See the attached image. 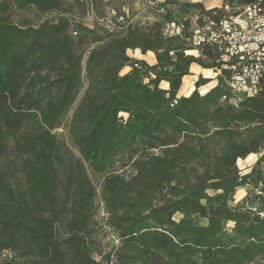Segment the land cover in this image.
Listing matches in <instances>:
<instances>
[{"label": "trees", "instance_id": "obj_1", "mask_svg": "<svg viewBox=\"0 0 264 264\" xmlns=\"http://www.w3.org/2000/svg\"><path fill=\"white\" fill-rule=\"evenodd\" d=\"M14 1L35 9L42 23L19 27L0 18V264L263 260L264 216L253 208L264 211V193L234 202L238 190L264 180V156L250 173L237 163L264 152V81L239 108L225 103L231 73L218 52L205 46L191 55L186 39L164 36L178 0H165L161 19L134 21L121 34L73 20L63 0ZM184 6L212 19L218 10ZM136 50L153 53L156 64L128 56ZM194 64L217 73V84L201 95L212 80L199 76L195 90L179 96ZM62 129L80 155L71 165L60 158ZM118 166L134 174L127 179ZM88 171L104 178L100 193ZM97 196L116 238L101 261L90 229Z\"/></svg>", "mask_w": 264, "mask_h": 264}, {"label": "built area", "instance_id": "obj_2", "mask_svg": "<svg viewBox=\"0 0 264 264\" xmlns=\"http://www.w3.org/2000/svg\"><path fill=\"white\" fill-rule=\"evenodd\" d=\"M140 1L159 15L169 13V6L163 5L165 0H128L116 8H110L107 16L100 21V26L111 34L123 33L136 19L131 15L130 2L139 3ZM81 2L90 7L91 12L88 16H95L92 0ZM214 9H218L214 13L215 19L197 16L192 27L185 20L174 19L166 22L164 36L169 39H186L195 49L197 56L199 50L205 46L214 48L219 55V66L231 73L228 82L229 95L225 96L223 101L239 108L244 99L255 98L259 94L264 81V0H256L249 5L226 2ZM116 24H123V31H116ZM187 33L190 35L185 38ZM261 155L262 153L259 154ZM251 170L252 168L248 170V173ZM263 187L264 180L260 182L258 188L248 185L243 191L247 190L246 196L249 192L260 196L264 193ZM242 200L236 198L234 205ZM257 215L263 217L264 211L259 210ZM233 228V223L227 225L228 232L233 233ZM249 264H264V259L251 261Z\"/></svg>", "mask_w": 264, "mask_h": 264}, {"label": "rangeland", "instance_id": "obj_3", "mask_svg": "<svg viewBox=\"0 0 264 264\" xmlns=\"http://www.w3.org/2000/svg\"><path fill=\"white\" fill-rule=\"evenodd\" d=\"M128 0H92V8L94 15L93 17H89L88 15L91 12L90 7L87 4H84V7H81L78 4H74V2L71 0H63L64 8L66 10H69L70 12L69 17H72L73 20L83 22L90 28L94 27H99V29H102V26L100 21L104 19L107 16V13L110 8H116L120 6L122 3H126ZM186 3L190 4H195V3H200L204 5V8H210L214 7L216 4H220L221 0H178L176 4H171L170 6V13L173 16L174 19L176 20H185L188 22L190 27L193 26L195 19L197 18L198 13L195 12V10H189L187 9L184 5ZM189 10V11H188ZM130 11L131 15L136 17L135 21L140 22V23H147V22H154L155 20L159 19V14L156 13L153 9L149 8L145 3L139 2H130ZM0 18L7 20L9 22L14 23L15 25L19 27H37L39 26L42 21H41V16L39 13L33 9H20L17 7L16 3L14 0H0ZM161 19V18H160ZM99 20V21H98ZM103 25V24H102ZM116 31H123V25L116 24ZM83 53H87V50H81ZM188 54H193V51H188ZM87 55V54H86ZM86 55L84 57V62L83 65L85 66V60H86ZM133 54L129 52L128 56L132 57L135 59L137 56H132ZM147 60L149 63L153 61L152 54H149L146 56ZM129 72V68H125L122 71V75L126 74ZM202 77L207 79L214 80L216 79L217 75L214 71H209L205 72L204 74H201ZM209 77V78H208ZM193 78H190L189 80H186L184 82V88L183 91L185 95L191 94L195 89V83H193ZM88 82L85 80V85L84 88L77 99L78 101L81 100L82 96L84 95V92L88 86ZM210 85L201 88L200 92L203 93L205 89H209ZM70 117V115L68 116ZM57 140L59 142L60 146V157L63 163H66L67 165H71L73 162L77 161L79 159V153L78 150L76 149L72 137L66 130H59L56 132ZM264 156V152L262 153L261 156L258 155L257 163L259 160V157ZM253 157H249L248 159L245 160V162H239V170L243 168V166L248 165L253 161ZM257 163L255 165H257ZM121 165V164H120ZM254 165V166H255ZM253 166V167H254ZM119 167V166H118ZM241 167V168H240ZM244 169V168H243ZM248 169H245L242 171L243 174H245V171L248 172ZM251 169V168H250ZM116 171L118 170L119 174L125 176V178L129 179L133 174V168L131 166H128L124 170H121L120 167L115 169ZM58 178L60 183L64 179V173L61 169L58 170ZM89 178L93 184V186L97 189V192L100 193L102 189V184L104 181L103 177L97 176L93 174L91 171H88ZM58 185V193H61V185ZM247 190L240 189L239 192V197L245 196L246 197ZM163 199V195H158L155 197V203H159ZM237 199V200H238ZM106 218L107 214L105 212V205L103 201L101 200L100 196H97V199L95 201V210L93 212V217L90 223V229H92L95 232V240L97 243L98 251L97 254L95 255V258L97 261H101L102 257L107 254L112 245L115 243V235L112 234L107 228H106ZM180 216H176V219H178ZM200 223L204 224L206 223L205 221H201ZM64 230L62 229V233Z\"/></svg>", "mask_w": 264, "mask_h": 264}, {"label": "crops", "instance_id": "obj_4", "mask_svg": "<svg viewBox=\"0 0 264 264\" xmlns=\"http://www.w3.org/2000/svg\"><path fill=\"white\" fill-rule=\"evenodd\" d=\"M222 3H223V0H221V5H222ZM129 52H131L133 55V57L134 56H137V57H135V59H139V60H145L149 65H155L156 64V57H155V55L153 54V53H151V52H149V53H147L146 55H142V53L139 51V50H136V51H129ZM129 54V53H128ZM149 54H152V57H153V61H151V63H149V61L147 60V55H149ZM192 55H195V56H197V54H196V52L195 51H193V54ZM209 71H213V70H206V69H203V68H201V67H198V65L197 64H194V65H192L191 66V75H189V76H186L184 79H183V85H182V88H181V90H180V92H179V96H186L185 95V93H184V91H183V88H184V82L186 81V80H189L190 78H193L192 80H193V83H195L197 80H198V78H199V76H201V74H204L205 72H209ZM216 75H217V73H216ZM207 78V77H206ZM209 78V77H208ZM217 84V80H212V82H210V84H208L207 86H209L210 85V88L209 89H205V91L203 92V93H201V95H204V94H206L211 88H213L215 85ZM207 86H205V87H207ZM161 87L162 88H164V89H168L169 88V85L167 84V83H162V85H161ZM205 87H202V88H205ZM195 89V88H194ZM192 93V92H191ZM190 95V94H189ZM189 95H187V96H189ZM259 155V154H258ZM258 155H250L249 157H253L254 159H253V161H251V163H249L248 165H245V166H243V168H241V170H245V169H247V168H253V166L257 163L256 161H257V159H258ZM249 157H247L246 159H248ZM245 159V160H246ZM245 160L243 161V160H239L237 163H238V166H239V162H245ZM248 169V170H249ZM239 192H240V190H238V192H237V194H236V198L238 199V196H239ZM245 196H242V197H239V199L238 200H242L243 198H244Z\"/></svg>", "mask_w": 264, "mask_h": 264}, {"label": "bare ground", "instance_id": "obj_5", "mask_svg": "<svg viewBox=\"0 0 264 264\" xmlns=\"http://www.w3.org/2000/svg\"><path fill=\"white\" fill-rule=\"evenodd\" d=\"M71 1V0H70ZM74 1V0H72ZM76 1V0H75ZM78 1H82V0H78ZM221 6V4H216L214 7L215 8H219ZM119 25H123V24H119ZM250 207V206H249ZM253 211H255V213L257 212V214H259V210L257 208H253Z\"/></svg>", "mask_w": 264, "mask_h": 264}]
</instances>
